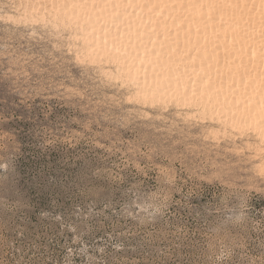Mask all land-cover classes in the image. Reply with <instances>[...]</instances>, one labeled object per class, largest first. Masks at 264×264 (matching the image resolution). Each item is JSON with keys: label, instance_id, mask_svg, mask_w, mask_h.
Returning <instances> with one entry per match:
<instances>
[{"label": "rangeland", "instance_id": "374dc122", "mask_svg": "<svg viewBox=\"0 0 264 264\" xmlns=\"http://www.w3.org/2000/svg\"><path fill=\"white\" fill-rule=\"evenodd\" d=\"M14 4L0 0V264H264L256 137L146 105L77 28Z\"/></svg>", "mask_w": 264, "mask_h": 264}, {"label": "bare ground", "instance_id": "6f19581e", "mask_svg": "<svg viewBox=\"0 0 264 264\" xmlns=\"http://www.w3.org/2000/svg\"><path fill=\"white\" fill-rule=\"evenodd\" d=\"M14 3L28 18L46 12L77 28L82 53L112 62L146 105L191 104L217 128L264 146V0Z\"/></svg>", "mask_w": 264, "mask_h": 264}]
</instances>
